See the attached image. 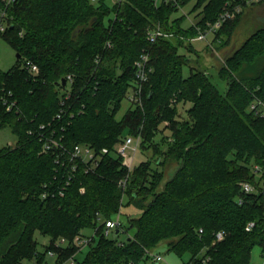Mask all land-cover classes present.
Instances as JSON below:
<instances>
[{"label":"trees","instance_id":"obj_1","mask_svg":"<svg viewBox=\"0 0 264 264\" xmlns=\"http://www.w3.org/2000/svg\"><path fill=\"white\" fill-rule=\"evenodd\" d=\"M189 1L118 0L108 6L105 0H18L9 7L0 36L20 58L0 70V97L14 102L6 110L0 101V126L17 136L13 146L0 148V264H56L70 257L75 264H158L147 261L163 241L168 251L188 257L184 264H249L254 246L264 254V172L254 169L264 171V116L249 109L253 99L264 100V25L239 42L240 8L213 33L218 47L231 42L218 71L224 92L204 70L190 67L185 76L188 60L178 52L184 38L197 36L226 6L264 0H195L192 10L201 18L184 28L183 16L171 15ZM157 27L172 35L151 43L148 34ZM143 52L152 71L141 103L116 119ZM24 59L38 72L24 68ZM68 93L66 113L56 118ZM178 104H188V118L178 120ZM162 122L170 131L164 150L150 143ZM126 133L139 137L141 147L151 145L160 169L151 168V160L131 169L122 165L114 147ZM50 136L62 147L40 153ZM79 143L109 152L91 170L77 160L63 195L53 194L65 180L64 167L55 163L58 153L67 163L66 153ZM244 181L252 192L243 191ZM45 185L50 191L41 198ZM123 197L138 213L116 227L120 233L132 229L118 241L120 233L104 234L102 219L120 213ZM87 229L91 234L83 233ZM35 232L49 237L42 251ZM77 235L89 237L81 248L72 244ZM60 237L68 245L58 249L53 243ZM49 250L56 258L46 259Z\"/></svg>","mask_w":264,"mask_h":264},{"label":"rangeland","instance_id":"obj_2","mask_svg":"<svg viewBox=\"0 0 264 264\" xmlns=\"http://www.w3.org/2000/svg\"><path fill=\"white\" fill-rule=\"evenodd\" d=\"M93 3H96L97 0H91ZM158 3L161 2V0H156ZM195 0H190L183 6H181L177 11H175L171 18L175 17H182L181 26L188 27L190 25V20L194 18V13L191 10L192 5L194 4ZM105 3L108 6H111L113 4V0H105ZM226 5V3L224 4ZM241 19L237 26V32L235 34V37H237L238 41L241 42L244 40L246 35L249 31L257 28L260 25H264V1L261 3H255V4H247L244 6H241ZM185 12V13H184ZM170 34L169 36H171ZM166 37V36H164ZM196 37V35H190V37L184 38V43L182 46L179 47L178 52L180 54H183L187 58L188 65L183 68V74L186 76L189 74V68L193 67L194 69H201L204 70L205 74L209 77L210 82L217 87V89L220 92H224L225 87V81L221 80L218 76V71L220 68L221 62L217 59V56L222 59L224 55V49H227V47L230 45L231 42L226 44L225 46H219L218 47V40L212 39V35L208 34L206 36V40H196L193 42V45L196 49V51H193L191 47V40ZM214 38V37H213ZM212 39V42L209 44L208 41ZM226 37L223 36V43H227ZM232 41V38H231ZM236 47V45H235ZM231 50L234 48V44L231 45ZM189 50V51H188ZM15 50L6 42L4 38L0 36V70L6 71L9 68H11L16 63V57H15ZM131 88L128 89L127 94L120 102V108L116 112V119H121L123 115L127 112L130 106H132V103L128 100V95L130 94ZM174 102V101H173ZM175 103L172 104L171 107H174ZM177 107V118L178 120H183L188 118V115L186 114V109L188 107V104H178ZM154 137L151 138V145L155 144V146L158 149H166V144L169 142L168 138H165L166 136L170 135V131L166 128H164V123L162 122L157 126V128L154 130L153 133ZM132 136L133 138H137L134 134L126 133L120 136V138ZM17 141V136L12 132L11 128L9 126H0V148L4 146H13ZM141 140H139L137 143H134L136 146V149L133 151H128V155L132 156V165L131 168L138 165L140 162H144L147 160H151V168L154 169H160L159 166H157L156 163H154V159H156V154L150 147L148 143H145V147H141ZM259 166V165H258ZM255 169V167H254ZM174 171V166L169 167L164 175L163 181L170 178ZM261 172H264L261 170ZM138 213V209H136L132 204H128L127 197H123L122 199V206L120 209V213L117 215H114V219L120 220V222L127 226V217L129 215H136ZM112 229L107 237H112L113 233ZM83 233L85 235L91 234V230H84ZM132 233V229H129L128 231H121V233L118 235L117 240L123 241L127 238L128 234ZM36 241L38 242L37 249L38 251H42L44 249V246L49 242V237L40 234L39 232H35L34 235ZM87 247L84 248L83 252L78 255V258L82 256L84 252H86ZM155 255H159L162 257L160 261H158V264H184L186 260H188L187 256L178 257L176 254H174L171 251L167 250V243L165 241L161 242L155 249L151 251V257L147 261V263H150L153 260V257ZM46 259H48V256L46 255ZM20 264H36L34 259L30 260H22ZM138 264H145L144 262H140ZM249 264H264V254H262L261 249L259 246H254L251 251V258Z\"/></svg>","mask_w":264,"mask_h":264},{"label":"built area","instance_id":"obj_3","mask_svg":"<svg viewBox=\"0 0 264 264\" xmlns=\"http://www.w3.org/2000/svg\"><path fill=\"white\" fill-rule=\"evenodd\" d=\"M18 0H0V34L5 31L7 28L10 16H9V7L12 6L14 3H16ZM118 0H114V2H117ZM248 3L251 2H258L260 0H247ZM241 6H235L233 9L226 6L217 16L216 20L213 23H208L206 28L204 29H198L197 38L198 39H206L207 34L216 32L222 24L232 15L233 10L239 11ZM170 34L163 32L160 28H155L150 31L148 34V40L153 43L157 37L161 36H169ZM148 60L149 55L147 52L141 53L139 58L135 61L134 67H135V75H134V85L131 87L130 94L128 95V100L132 104H140L141 103V92H142V85L148 80V73L152 71L151 67L148 66ZM22 66L26 68L31 73H37L38 67L32 63L28 59H24ZM67 79L71 80L70 75L66 76ZM69 93L66 94L64 97L61 98L60 104L62 108L57 112L55 115L56 118H59L61 115L66 113L64 109V99H67ZM3 97V96H2ZM0 101L5 105L6 110H10L11 107L14 105V102L10 99L1 98ZM249 109L253 111L255 114L264 116V100H261L259 98L253 99V101L249 104ZM72 116V113L70 114ZM51 134H54V132H51ZM139 141V137L136 139L132 136H127L122 139V141L114 147L115 153L121 157L122 159V165L126 166L128 169H131L132 165V156L128 155V151H133L136 149V146L134 143H137ZM62 146L60 145V142L56 140L54 137L50 136L48 139L43 140V144L41 147L40 153H46L51 150L60 149ZM109 150L106 147L101 148L99 151H96L94 147L88 144H75L73 148L66 153V156H68L67 163H65V160L61 158L62 153H58L59 156L55 159V163H60L61 166L64 167V174H65V180L64 183L58 184L55 186V189L53 191V194H57L59 196H62L64 193L65 188L69 185V182L73 176V173L76 170L77 164L76 161L80 160L81 162L85 163L87 166V170L94 169L103 154L108 153ZM255 171L259 172L261 171L260 166L254 165ZM58 173V172H57ZM119 185L124 187L125 186V180L120 179ZM44 192L41 194V198H45L48 196L50 190L49 186H44ZM241 187L244 192H252L254 190V187L249 182L244 181L241 184ZM47 188V189H46ZM83 191V188L80 189ZM52 194V195H53ZM105 229L104 234L109 235L110 231L112 229H115L119 226L121 223L120 220L109 218V219H102ZM250 226H252V223H250ZM201 232V229L199 230ZM221 233H216V239H221ZM89 240V237L83 236V235H77L74 237L72 244H74L76 247L81 248L83 247ZM68 245V240L64 237H60L56 239L53 243V246L55 248H62L64 246ZM47 256L51 258H56V252L54 250H49L47 252ZM162 259L161 256L155 255L153 257V260L160 261ZM56 264H75L73 257L68 258L67 260L63 262H59Z\"/></svg>","mask_w":264,"mask_h":264},{"label":"crops","instance_id":"obj_4","mask_svg":"<svg viewBox=\"0 0 264 264\" xmlns=\"http://www.w3.org/2000/svg\"><path fill=\"white\" fill-rule=\"evenodd\" d=\"M113 2H114V0H113ZM195 3V2H194ZM192 7H193V5H192ZM192 7H191V10H192ZM192 12L194 13V18L192 19V20H190V25L189 26H192V25H195L198 21H199V19L201 18V14H199L198 12H199V10L197 9V10H192ZM185 13V12H184ZM188 26V27H189ZM183 27V26H182ZM184 28H187V27H184ZM211 35H212V39H213V37H214V35L212 34V33H210ZM208 35V34H207ZM212 39L210 40V41H208V43L210 44L211 42H212ZM196 40H203V39H198L197 37H194L192 40H191V42H190V44H191V47H192V49H193V51H196V49H195V47H194V45H193V42L194 41H196ZM204 40H206V39H204ZM189 51V50H188Z\"/></svg>","mask_w":264,"mask_h":264},{"label":"water","instance_id":"obj_5","mask_svg":"<svg viewBox=\"0 0 264 264\" xmlns=\"http://www.w3.org/2000/svg\"><path fill=\"white\" fill-rule=\"evenodd\" d=\"M227 53H228V52L224 53V55H226ZM15 57H16L17 59L20 58V54H19V53H16V54H15ZM217 59H218L220 62L222 61V60L220 59L219 56H217ZM61 83H62V85H64V83H65V79H64V78L61 79ZM119 233H120V230H119L118 228L114 229V231H113L114 236L118 235Z\"/></svg>","mask_w":264,"mask_h":264}]
</instances>
